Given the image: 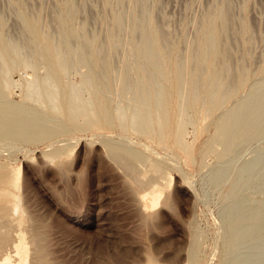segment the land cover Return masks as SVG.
<instances>
[{"label": "rangeland", "instance_id": "374dc122", "mask_svg": "<svg viewBox=\"0 0 264 264\" xmlns=\"http://www.w3.org/2000/svg\"><path fill=\"white\" fill-rule=\"evenodd\" d=\"M0 225L28 264H264V0H0Z\"/></svg>", "mask_w": 264, "mask_h": 264}, {"label": "bare ground", "instance_id": "6f19581e", "mask_svg": "<svg viewBox=\"0 0 264 264\" xmlns=\"http://www.w3.org/2000/svg\"><path fill=\"white\" fill-rule=\"evenodd\" d=\"M168 50H170V49H168ZM133 55V54H132ZM168 56V55H167ZM170 56V55H169ZM220 61V60H219ZM104 74V73H103ZM147 79V78H146ZM244 81V80H243ZM115 84V83H114ZM173 90H171V93H169L168 95H167V98H166V103H167V107H168V114L170 115V116H172V114H174V113H172L173 112V109L175 108L174 106V101H173V99H174V97H173ZM175 94V93H174ZM235 102V101H234ZM163 106H165V105H163ZM166 109V108H165ZM100 112V111H99ZM165 112V111H164ZM163 112V113H164ZM167 112V111H166ZM165 112V113H166ZM96 114V113H95ZM104 114V113H103ZM179 114V113H178ZM256 114V113H255ZM259 114V113H258ZM101 115V114H100ZM165 115V114H164ZM166 116V115H165ZM164 117V116H163ZM159 118V117H158ZM166 118H167V116H166ZM165 119V118H164ZM105 120V119H104ZM161 120V119H160ZM100 121V120H99ZM165 121V120H164ZM18 124H19V122H18ZM108 124V123H107ZM164 124H165V122H164ZM17 125V124H16ZM23 124H21V126L20 125H17V130H15V128H14V126L15 125H13V129L15 130V131H17L18 132V134L21 132V133H25V131L23 132V130L22 131H18L19 129H18V126H20V128H25L26 127V123L24 124L25 126H22ZM9 127H11L10 125H8ZM8 126H6V127H8ZM177 126V125H176ZM6 128L7 130L9 129L10 130V128ZM26 128H28V127H26ZM2 130V129H1ZM11 130H12V128H11ZM31 130H33V129H31ZM177 130V129H176ZM14 131V132H15ZM28 131V130H27ZM35 131V130H34ZM4 133V132H3ZM5 133H6V131H5ZM30 133H32L31 131H30ZM34 133V132H33ZM6 134H10V133H6ZM16 134V133H15ZM35 134H36V132H35ZM12 135V134H11ZM161 136H162V138H161ZM179 137H180V135H179ZM164 138V136L163 135H160V139H163ZM112 149H114L115 150V148H112ZM117 151H119L120 149H116ZM118 154H119V156H121L124 152H117ZM129 154V153H128ZM125 155V154H124ZM124 155H122V156H124ZM118 157V156H117ZM116 157V158H117ZM125 158H127L126 156H125ZM128 158H131L132 160L133 159H137L138 161H143V158H142V156H140V155H137V154H130V155H128ZM127 158V159H128ZM121 159V158H120ZM124 160V159H123ZM122 160V161H123ZM131 161V160H130ZM120 163V162H119ZM125 164V163H124ZM130 170V169H129ZM14 173V172H13ZM17 173V172H16ZM11 175H9L8 177H10ZM12 176H14V175H12ZM11 176V177H12ZM144 176V175H143ZM143 176H141V175H139L137 178L141 181V184H143L144 186L145 185H148V181H146L145 179V181L146 182H144V180H143ZM134 177V176H133ZM135 178V177H134ZM145 178V177H144ZM153 182V181H152ZM140 184V185H141ZM166 184V183H165ZM152 185V184H151ZM12 186V185H11ZM154 186V185H153ZM7 187V186H6ZM149 188H151V187H149ZM145 192V191H144ZM3 199V198H2ZM145 199V196H143V198H142V200H144ZM157 198H154L153 199V203H152V205L153 206H155V203L157 202ZM150 204V203H149ZM9 212L11 211V210H8ZM14 211V210H13ZM8 212V214H10ZM17 212V211H16ZM13 215L15 214V212H13L12 213ZM9 216V215H8ZM8 216H6V223H7V221H8V219L7 218H9ZM11 216V215H10ZM4 217V216H3ZM13 218V217H12ZM1 219H5V218H1ZM10 219V218H9ZM11 220H14V219H11ZM2 221V220H1ZM3 225V224H2ZM16 225V224H15ZM1 226V225H0ZM4 226V225H3ZM6 226V225H5ZM2 227V226H1ZM4 228V227H3ZM9 229V228H8ZM11 230V229H10ZM0 232H1V230H0ZM19 233H17V235L15 236L16 238L14 239V240H12L9 244H7V245H5L4 247L3 246H1L2 244L0 243V264H28L27 263V259H28V255H27V250H28V246L26 245V243L24 242V236H23V234L20 232V231H18ZM1 234V233H0ZM3 234V233H2ZM29 254V253H28Z\"/></svg>", "mask_w": 264, "mask_h": 264}]
</instances>
